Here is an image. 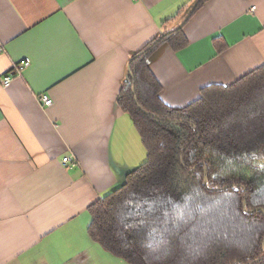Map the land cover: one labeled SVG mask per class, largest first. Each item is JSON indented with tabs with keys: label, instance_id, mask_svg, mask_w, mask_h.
<instances>
[{
	"label": "crops",
	"instance_id": "crops-1",
	"mask_svg": "<svg viewBox=\"0 0 264 264\" xmlns=\"http://www.w3.org/2000/svg\"><path fill=\"white\" fill-rule=\"evenodd\" d=\"M195 10L193 0H0V264H128L88 229L89 207L147 160L118 103L132 57L182 26L185 47L148 59L174 109L264 68V0Z\"/></svg>",
	"mask_w": 264,
	"mask_h": 264
},
{
	"label": "trees",
	"instance_id": "trees-1",
	"mask_svg": "<svg viewBox=\"0 0 264 264\" xmlns=\"http://www.w3.org/2000/svg\"><path fill=\"white\" fill-rule=\"evenodd\" d=\"M187 43L166 31L132 57L118 103L147 160L89 207V236L128 264H264V68L174 109L148 59Z\"/></svg>",
	"mask_w": 264,
	"mask_h": 264
},
{
	"label": "built area",
	"instance_id": "built-area-1",
	"mask_svg": "<svg viewBox=\"0 0 264 264\" xmlns=\"http://www.w3.org/2000/svg\"><path fill=\"white\" fill-rule=\"evenodd\" d=\"M252 10H255V7L254 8H252ZM29 65V62L28 61H23L22 63H21V66L19 67V71H21V70H23L25 67H27ZM11 79H12V76H6L5 78H4V84H6V85H8L10 82H11ZM41 101H42V103L44 104V106H46V107H50V106H52L53 105V101L49 98V96H47V95H44V96H42L41 97ZM63 164L65 165V166H69V165H71L72 164V158L71 157H65L64 159H63Z\"/></svg>",
	"mask_w": 264,
	"mask_h": 264
},
{
	"label": "water",
	"instance_id": "water-1",
	"mask_svg": "<svg viewBox=\"0 0 264 264\" xmlns=\"http://www.w3.org/2000/svg\"><path fill=\"white\" fill-rule=\"evenodd\" d=\"M180 28H182V26L180 27ZM171 33V32H170ZM147 113V112H146ZM206 183H207V181H206ZM263 213H264V211H263Z\"/></svg>",
	"mask_w": 264,
	"mask_h": 264
}]
</instances>
